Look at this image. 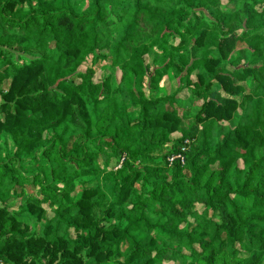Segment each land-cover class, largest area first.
<instances>
[{
    "label": "trees",
    "instance_id": "obj_1",
    "mask_svg": "<svg viewBox=\"0 0 264 264\" xmlns=\"http://www.w3.org/2000/svg\"><path fill=\"white\" fill-rule=\"evenodd\" d=\"M0 264H264V0H0Z\"/></svg>",
    "mask_w": 264,
    "mask_h": 264
},
{
    "label": "rangeland",
    "instance_id": "obj_2",
    "mask_svg": "<svg viewBox=\"0 0 264 264\" xmlns=\"http://www.w3.org/2000/svg\"><path fill=\"white\" fill-rule=\"evenodd\" d=\"M179 88H180V86H178L176 78H174L172 75H169L168 77L163 78V80L160 83L159 88L157 89V93L160 96H162V95H164V93H168L170 95H173L176 92H179L178 98H180V99L188 98V96H189L188 91L185 89L180 90ZM167 146L170 147V145H167ZM169 161L171 164L173 163L172 158H170ZM121 165H122V161H121V163H119L118 166H117V163H114V164L112 163L111 167L113 166V168L115 170L116 166L118 169L121 167ZM22 170H24V168H22ZM24 175H26L25 172L22 173V176H24ZM24 187L26 189L25 190L26 195H35L37 193V190L33 189L31 186V179L30 178L25 179ZM19 205H20L19 200L18 199L15 200V202L13 203L12 209L17 210ZM52 215H53L52 212H50V210H49V216H52Z\"/></svg>",
    "mask_w": 264,
    "mask_h": 264
},
{
    "label": "built area",
    "instance_id": "obj_3",
    "mask_svg": "<svg viewBox=\"0 0 264 264\" xmlns=\"http://www.w3.org/2000/svg\"><path fill=\"white\" fill-rule=\"evenodd\" d=\"M176 159H181L182 162H184V158L181 156V154H178L172 158V162H174Z\"/></svg>",
    "mask_w": 264,
    "mask_h": 264
}]
</instances>
